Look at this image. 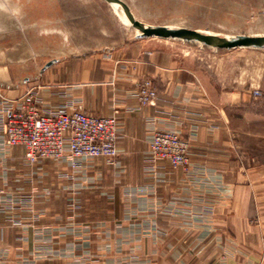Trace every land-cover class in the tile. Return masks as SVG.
I'll use <instances>...</instances> for the list:
<instances>
[{
	"label": "crops",
	"instance_id": "crops-1",
	"mask_svg": "<svg viewBox=\"0 0 264 264\" xmlns=\"http://www.w3.org/2000/svg\"><path fill=\"white\" fill-rule=\"evenodd\" d=\"M137 35L84 58H56L38 78L44 110L81 102L89 113L117 115L122 152L115 165L94 158L73 166L66 157L31 166L24 146L9 145V100L24 101L29 81L16 78L0 52V264H56V256L38 249L77 244L72 202L79 196L90 204L85 212H95L90 200L101 197L112 198L103 212L155 214V229L189 228L192 214L199 222L194 228L234 231L227 237L204 232V245L216 247L198 264H264V98L239 86L226 63L217 73L184 44ZM146 78L158 96L144 105L138 84ZM157 131L190 140L186 167L165 160L146 166L143 153ZM204 214H213L210 223L200 222ZM63 229L68 236H60ZM76 255L70 251L59 260L74 264ZM168 255L170 263L189 261L179 251Z\"/></svg>",
	"mask_w": 264,
	"mask_h": 264
},
{
	"label": "rangeland",
	"instance_id": "rangeland-1",
	"mask_svg": "<svg viewBox=\"0 0 264 264\" xmlns=\"http://www.w3.org/2000/svg\"><path fill=\"white\" fill-rule=\"evenodd\" d=\"M124 1L130 6L136 18L151 26L187 27L202 33L223 37L264 36V0ZM118 10L122 9H117L107 0H0V52L4 59L13 65L11 71L14 76L19 79L26 77L29 81V86L27 85L24 93V101H20L21 98L9 100L10 105L7 110L10 111L12 107L25 105L29 108L36 107L42 113H46L60 107L81 106L84 111L89 113L81 102H76L74 105L63 104L54 110H44L39 100L41 85H39L38 78L43 74L42 70H47L56 58L75 55L78 58H84L93 55L94 50L139 34L138 29L123 21ZM169 40L189 47V50L196 54L199 61L216 70L217 73H223L226 63L227 68L231 69V73L228 72L229 75L231 74L232 77L236 78V83L239 86L247 87L254 98L260 100L264 98V47L220 48L182 38ZM105 51L108 50L105 49ZM105 54L109 55L108 52ZM146 81H150L157 91L150 78L140 81L138 99L144 105L150 103L143 102L140 95L142 84ZM263 111L264 108L261 112ZM96 116L114 117L116 119L118 139L117 115ZM159 132L176 134L187 143L188 148L184 155V163L176 166L170 162L176 169L186 167L189 161L190 140L175 131H157L154 133L149 148L143 153V158L147 162L146 166L150 167L151 163L154 166V163L159 160L168 161L161 158L160 154L155 153L152 149V141L156 133ZM117 139V155L113 158V163L106 156H99L76 159L77 165L82 159L94 158H104L109 164L115 165L122 152ZM24 148L26 150L25 156L31 166L40 160H59L43 158L33 162L27 155V148L25 146ZM69 149L66 148L65 150L68 155L67 158H70L71 150ZM34 182L32 188H37L38 184L36 181ZM31 183L33 182L31 181ZM47 183L46 180L44 184ZM45 189H50V187L47 186ZM52 199L48 198L47 200ZM107 200L94 197L90 202L95 203L96 211L85 212L84 206L89 207L90 204H86L85 197L79 196L76 202H72L78 210L77 228L74 230L78 239L77 244L72 246L46 245L44 249L41 247L38 250L48 253L50 258L56 256V264L58 261H62L64 264L66 260H59V256H64L70 251L77 254L73 259L74 264L182 263V259L172 263L166 261V257H169L168 254L174 250L175 252H182V255L184 254L189 258L187 264H198L205 252L206 255L210 253L208 250H212L211 253H213L216 247L204 245V232H207L208 236L215 233L224 237L234 233L231 229L194 228V225H198L199 222L195 219L196 217L192 219V214L189 228L155 229L151 222L155 214H135L128 212V210L119 213L103 212L101 210H105L106 206L111 204L112 198H107ZM17 205L21 209V201ZM212 216L213 214H204L202 218L205 217V219L200 222H208L207 217ZM10 220L21 221V218L11 217ZM67 231L63 229L58 232L60 236L64 237L68 236ZM206 247L208 249L203 251ZM59 248H62L61 251H58ZM53 261L49 260L52 263ZM49 262L48 260L45 261L46 264Z\"/></svg>",
	"mask_w": 264,
	"mask_h": 264
},
{
	"label": "built area",
	"instance_id": "built-area-1",
	"mask_svg": "<svg viewBox=\"0 0 264 264\" xmlns=\"http://www.w3.org/2000/svg\"><path fill=\"white\" fill-rule=\"evenodd\" d=\"M140 95L143 102L149 103L157 97V91L146 81ZM116 126L114 117L91 115L81 106L42 113L36 107L22 105L9 111L6 131L8 143L24 145L33 162L68 156V144L70 159L77 165L76 159L99 156H106L113 163L117 155ZM187 148L183 139L168 132L156 133L152 141L153 151L176 166L184 163Z\"/></svg>",
	"mask_w": 264,
	"mask_h": 264
},
{
	"label": "water",
	"instance_id": "water-1",
	"mask_svg": "<svg viewBox=\"0 0 264 264\" xmlns=\"http://www.w3.org/2000/svg\"><path fill=\"white\" fill-rule=\"evenodd\" d=\"M115 5L118 9H122L130 24L140 32L138 37H160L164 39L182 38L184 40H192L201 42L205 45L216 46L220 48H237V47H264V36H234L223 37L213 34H206L187 27L167 28L160 26H151L136 18L130 6L124 0H107Z\"/></svg>",
	"mask_w": 264,
	"mask_h": 264
},
{
	"label": "bare ground",
	"instance_id": "bare-ground-1",
	"mask_svg": "<svg viewBox=\"0 0 264 264\" xmlns=\"http://www.w3.org/2000/svg\"><path fill=\"white\" fill-rule=\"evenodd\" d=\"M116 8H117V7H116ZM117 9H118V8H117ZM118 12H119L120 17L123 19V21H124L126 24H130V22H129L128 18H127V15L125 14V12L122 11V10H118Z\"/></svg>",
	"mask_w": 264,
	"mask_h": 264
}]
</instances>
